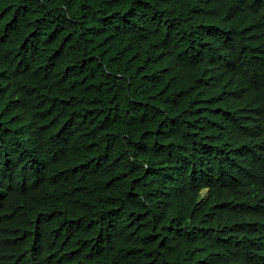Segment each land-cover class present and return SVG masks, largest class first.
Here are the masks:
<instances>
[{"label":"trees","instance_id":"16d2710c","mask_svg":"<svg viewBox=\"0 0 264 264\" xmlns=\"http://www.w3.org/2000/svg\"><path fill=\"white\" fill-rule=\"evenodd\" d=\"M0 264H264V0H0Z\"/></svg>","mask_w":264,"mask_h":264},{"label":"bare ground","instance_id":"6f19581e","mask_svg":"<svg viewBox=\"0 0 264 264\" xmlns=\"http://www.w3.org/2000/svg\"><path fill=\"white\" fill-rule=\"evenodd\" d=\"M253 13V12H252ZM255 13V12H254ZM254 15V14H253ZM251 44V43H250ZM252 159V158H251ZM254 161V160H253ZM252 164V163H251ZM256 166V165H255ZM259 166V165H258ZM258 166H256V167H258ZM248 171V170H247ZM154 173V172H153ZM153 175V174H152ZM248 175V174H247ZM148 176V175H147ZM149 176H151V174H149ZM246 176V175H245ZM147 179V178H146ZM145 179V180H146ZM250 181V180H249ZM250 182H252V181H250ZM199 183V182H198ZM254 184V183H253ZM148 186V185H147ZM257 188H259V187H257ZM261 188V187H260ZM149 189V188H148ZM213 189V188H212ZM196 190H198V189H196ZM258 190V189H257ZM193 193V192H192ZM169 194V193H168ZM212 196V195H211ZM216 196V195H215ZM187 197V196H186ZM185 197V198H186ZM193 197H195V196H193ZM186 203V202H185ZM178 207V206H177ZM190 207V206H189ZM177 210V209H176ZM154 216V215H153ZM106 243V242H105ZM193 247V246H192ZM133 250V249H132ZM257 251V250H256ZM257 253V252H256ZM110 254V253H109ZM108 254V255H109ZM139 254V253H138ZM162 257V256H161ZM254 257V256H253ZM261 257V256H260ZM258 259V258H257ZM36 260V259H35ZM132 261V260H131ZM232 262V261H231Z\"/></svg>","mask_w":264,"mask_h":264}]
</instances>
